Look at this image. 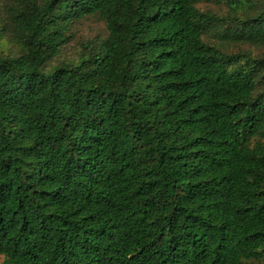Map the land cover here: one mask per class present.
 <instances>
[{"label": "trees", "instance_id": "1", "mask_svg": "<svg viewBox=\"0 0 264 264\" xmlns=\"http://www.w3.org/2000/svg\"><path fill=\"white\" fill-rule=\"evenodd\" d=\"M0 256L264 264V0H0Z\"/></svg>", "mask_w": 264, "mask_h": 264}, {"label": "rangeland", "instance_id": "2", "mask_svg": "<svg viewBox=\"0 0 264 264\" xmlns=\"http://www.w3.org/2000/svg\"><path fill=\"white\" fill-rule=\"evenodd\" d=\"M75 43L72 46L68 47L64 54L58 58L55 62L61 61L62 59H66L68 56H71L75 53L76 49H78V43L85 40L91 39L95 36H103L104 35V27L101 22L94 18H89L80 21L76 24L75 30ZM2 262V256H0V264Z\"/></svg>", "mask_w": 264, "mask_h": 264}]
</instances>
